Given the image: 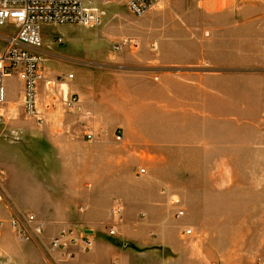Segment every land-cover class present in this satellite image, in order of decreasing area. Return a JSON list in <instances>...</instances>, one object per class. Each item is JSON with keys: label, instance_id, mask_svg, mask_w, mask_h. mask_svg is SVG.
Here are the masks:
<instances>
[{"label": "rangeland", "instance_id": "rangeland-1", "mask_svg": "<svg viewBox=\"0 0 264 264\" xmlns=\"http://www.w3.org/2000/svg\"><path fill=\"white\" fill-rule=\"evenodd\" d=\"M85 4L102 16V25L94 29L73 25L47 26L42 31L43 50L47 51L44 55L46 67L56 66L58 72L64 74L57 75L56 81L69 74L76 75L78 70L84 73L90 108L96 114L89 116V121L92 120L95 128L93 130L87 127L86 121H80L82 113L64 109L51 111L41 127L26 116L24 102L23 110L19 106L18 111L17 106L7 109L5 125L0 126V145H6L9 152L0 153V171L5 173L0 184L3 185L2 189L0 187V204L5 203L8 211L0 215L6 222L0 238H5L8 243L4 247L0 245V264H27V256L36 253L39 257L43 255L46 263L55 264V257L73 245L53 252L49 248L51 240L62 230L85 233L84 226L48 228L32 209L15 206L12 197L4 191L8 177L5 168L12 162L11 158H16L15 161L30 158L39 162L55 155L72 157L73 153L68 149L54 146L64 139L90 141V146L94 147L86 153L104 158V164L97 160L96 178L90 177L87 182L88 189H95L100 196L103 207L110 204L112 210L116 204L125 206L126 200L128 203L135 200L133 190L156 187L162 194L171 191V222H177L184 230L192 228L195 241L206 239L208 233L202 225L207 220L220 225L219 235L222 232L227 237L234 236L235 230L246 235L261 231L264 227L263 203L259 204L251 195L254 181L249 180L246 172H241L238 177L225 173L216 180L207 179L204 173L202 180L200 175L190 180L189 176H184V162L185 154L191 148L198 147L195 154L200 153L202 146L208 145L210 149L207 141L227 143L238 134L241 146H248L247 141L253 140L252 136L264 134V0H165L143 18L131 14L127 0H85ZM15 31L13 26H0V53L8 44L4 37ZM162 39L171 40L164 52H161ZM120 44L123 48L116 51L115 46ZM169 48L171 50L167 51ZM144 49H148L149 58L154 59L147 66L171 71V99L164 92L167 85L163 87L158 75L152 74L151 69L144 72L138 69L144 65ZM167 62L171 65H166ZM75 80L76 77L71 81ZM63 87L68 90L67 86ZM11 92H16L15 83L11 85ZM7 106L9 108L8 103ZM169 110L171 180H160L156 178L155 169L158 149H152L151 143H146L151 140V133H145L147 138L140 142L136 131H127L125 120L132 119L131 128L135 130L138 117H144L145 122L151 121L154 113H169ZM80 123L95 131L94 140L87 138V131ZM16 129L19 130L15 132ZM109 139L118 144L115 151L111 152L103 145ZM247 152V148H239L241 156ZM123 157L126 163L121 164ZM100 166L102 172L98 169ZM142 168L148 174L137 179V172ZM233 178L238 179L234 182L239 188L231 183ZM190 185L197 194L208 188L216 190L224 210L192 211L185 203V189ZM58 190L54 187L50 192L55 194ZM199 195L197 198H205ZM230 204L237 206L229 211L226 206ZM182 212L184 216H180ZM29 214L43 223L45 230L37 241L22 242L10 229L8 221ZM214 230H209L213 238ZM224 247L227 248L221 251L223 258L232 255L249 257L248 264H259V260H264L263 243L224 244ZM217 249L219 246L209 245L204 255L213 256ZM32 258V262H37ZM207 259L209 264L215 262Z\"/></svg>", "mask_w": 264, "mask_h": 264}, {"label": "crops", "instance_id": "crops-1", "mask_svg": "<svg viewBox=\"0 0 264 264\" xmlns=\"http://www.w3.org/2000/svg\"><path fill=\"white\" fill-rule=\"evenodd\" d=\"M159 35L163 36V34ZM154 44L157 45L158 42H154ZM167 44H171V40H161V52L166 50ZM170 50L171 48L167 49V51ZM38 52L45 55L47 51L42 48ZM148 53V49L143 50L144 65L138 69H141L142 72L151 69L152 74L158 75L157 78L163 83V87L167 85V90L164 92L168 94V99H171V71H162L147 66V64L154 62L153 58H149ZM166 65H171V63L167 62ZM46 68L47 77L51 81H56L57 75H64L58 72L56 66ZM75 72L76 80L63 85L67 86L71 94L77 95L83 103L84 111L79 118L80 121H86L87 127L95 128L91 124L92 120L89 121V116L96 114L90 108V96L86 91L89 87L86 88L85 86V75L79 70ZM12 78L15 81H11ZM12 83H15V93L11 92ZM5 91L6 111L13 106H17V111L18 106L23 110L24 85L16 76L5 80ZM40 92L44 94V85H41ZM168 112L158 111L152 115L151 121L146 122L144 117H138L134 126L135 130L131 128L130 120L132 119L125 120L128 126V130H126L128 132L136 131V137L140 142H144V139L147 138L145 133H151V140L146 141V143L150 142L152 149H158V155L155 156L157 158L155 169L158 173L156 178L160 180H171V110ZM8 114L9 111L7 116ZM81 126L84 127L82 124ZM17 130L19 129H16L15 132ZM84 130L87 131V128L84 127ZM252 138L253 140L247 141L248 146H241L238 134H236L235 139L227 143H224L223 140H218L219 143L218 141H209V143L207 141L206 143L210 144V149H208V145L202 146L199 148V154H195L198 147L194 146L195 148H191L190 152L185 154L184 176L186 178L189 176V179L193 180L200 175L202 180L203 174L206 173L207 179L216 180V177L223 176L225 173L238 177L241 172H246L249 180L254 181L251 195L254 196L256 202L263 203L264 209V134L254 135ZM58 143L60 145H54L55 148H66L70 153H73V156L55 155L39 160V162L32 161L30 158L17 159L18 161H15L16 158H11L12 162H9L5 168L8 177L4 191L12 197L15 206L32 209L39 219L46 222L48 228L84 226L85 232L92 231V234L89 235L94 245L90 251H85L76 245L64 250L63 253L73 256L71 258L72 264H209L208 257L210 261H215L218 264H248L249 257L240 258V255H232V257L223 258L221 251L223 248H227L224 247V244H264V227L261 231L257 233L252 231L248 235L241 230L238 233L235 230L234 236L227 237L222 232L219 235L220 225L217 223L213 225L209 220L202 225L205 231L210 234H207L204 241H195L194 235L185 236L184 227L182 228L177 222H171L170 190L162 194L156 187L146 190L135 189L132 191L135 196L134 201L128 203L126 200V205H122V207L116 204L112 210L110 204L103 207L100 196L96 194L95 189H88L87 182L90 177L96 178L94 173L97 160L103 163L104 158L86 153V150L94 147L90 146V141L64 139ZM106 143L104 142L103 145L111 152L118 147L113 139L107 140ZM124 146L122 145L125 149ZM6 147V145H0V153L8 154ZM241 147L248 149L247 155L241 156L239 154ZM205 150L207 151L205 152ZM124 158L120 159L121 164L126 163V158ZM98 169L103 171L102 166ZM237 180L233 178L231 183L236 184L235 187L239 188V184L234 182ZM54 187L59 190L52 194L50 190ZM218 194L216 190L210 188L206 192L200 191L197 194L190 185L189 188L185 189V203L191 207L192 211L221 212L224 210V204L217 199ZM238 194L237 192L235 195L237 199ZM197 195H204L205 198H197ZM231 195L234 194L231 193ZM233 206L236 207L237 204L227 205L226 209L232 211ZM116 207L122 209L120 218L113 213V209ZM7 211L6 204H0V215ZM211 228H215L214 238L212 233H209ZM112 229H115V235L110 234ZM6 243L8 241L5 238H0L1 247H4L3 245ZM212 244L219 246L220 250L217 249L213 256L204 255L207 253L209 245ZM60 255L55 257V264H63ZM31 256L37 262H32ZM27 261V264H48L44 261L43 255L39 257L37 253L28 255ZM258 262L264 264L263 259Z\"/></svg>", "mask_w": 264, "mask_h": 264}, {"label": "built area", "instance_id": "built-area-1", "mask_svg": "<svg viewBox=\"0 0 264 264\" xmlns=\"http://www.w3.org/2000/svg\"><path fill=\"white\" fill-rule=\"evenodd\" d=\"M164 1L127 0V6L134 17L143 18ZM102 23V16L97 11L88 9L85 0H0V26L9 25L16 29L12 35L4 37L8 44L4 52L0 53V126L5 125L7 119L5 80L12 76H16L23 83L26 116L38 126L41 127L47 122L51 111L64 109L71 113H82L81 99L63 87V84L75 78L74 74L63 76L58 81H51L47 77L46 59L38 52L43 48L42 31L47 26L59 25L94 29ZM123 45H116V51H120ZM43 84L47 89L44 95L40 92ZM92 129H87L89 140L95 139V131ZM118 140H121V137H118ZM147 174V170L142 168L136 176L137 179H142ZM4 176L5 173L0 171V184L3 183ZM0 187L2 189L3 185ZM121 211L120 207L113 209L114 215H118L119 218ZM180 216H184V213H180ZM5 224L6 222L0 219V233ZM8 224L14 235L22 242L37 241L45 230L44 224L38 222L31 214L25 218L19 216L12 218ZM110 234L115 235V229H112ZM184 235L193 236V230L187 228ZM68 245L80 246L83 250L89 251L93 248L94 242L86 232L62 230L51 240L49 248L53 252L63 251ZM72 257L70 254L62 253L60 260L63 264H72Z\"/></svg>", "mask_w": 264, "mask_h": 264}, {"label": "water", "instance_id": "water-1", "mask_svg": "<svg viewBox=\"0 0 264 264\" xmlns=\"http://www.w3.org/2000/svg\"><path fill=\"white\" fill-rule=\"evenodd\" d=\"M86 233H88V234H92V231H86Z\"/></svg>", "mask_w": 264, "mask_h": 264}, {"label": "bare ground", "instance_id": "bare-ground-1", "mask_svg": "<svg viewBox=\"0 0 264 264\" xmlns=\"http://www.w3.org/2000/svg\"><path fill=\"white\" fill-rule=\"evenodd\" d=\"M161 3H163V2H161ZM161 3H160V4H161ZM160 4H159V5H160ZM87 7H88V6H87ZM89 9H91V8H89ZM92 9H93V8H92ZM84 28H86V27H84ZM86 29H87V28H86ZM63 86H64V85H63ZM6 100H7V99H6Z\"/></svg>", "mask_w": 264, "mask_h": 264}]
</instances>
